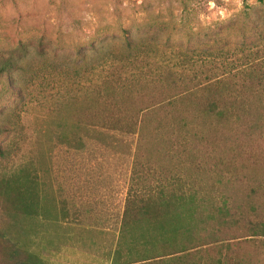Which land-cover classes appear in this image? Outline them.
Instances as JSON below:
<instances>
[{
    "label": "trees",
    "instance_id": "16d2710c",
    "mask_svg": "<svg viewBox=\"0 0 264 264\" xmlns=\"http://www.w3.org/2000/svg\"><path fill=\"white\" fill-rule=\"evenodd\" d=\"M237 30L240 41L212 40L204 56V48H180L170 37L159 45L125 34L119 52L95 48L96 62L80 50L60 61L40 42L28 76L20 61L25 43L18 58L1 59L0 74L19 71L11 79L17 105L30 103L36 118L53 119L52 132L39 135L73 148L89 131L103 142L105 131L135 136L111 264H241L234 247L264 239L263 211L232 192L249 186L247 196H256L246 170L264 162V16L242 20ZM27 168L3 182L0 208L9 216L45 213ZM147 177L158 183L145 185ZM18 250L12 260L23 264Z\"/></svg>",
    "mask_w": 264,
    "mask_h": 264
},
{
    "label": "rangeland",
    "instance_id": "374dc122",
    "mask_svg": "<svg viewBox=\"0 0 264 264\" xmlns=\"http://www.w3.org/2000/svg\"><path fill=\"white\" fill-rule=\"evenodd\" d=\"M261 15L264 4L258 0H0V61L18 58L19 44L25 43L28 52L20 61L28 76L39 60L41 42L47 54L60 61L76 59L80 50L96 62L95 48L119 52L125 34L159 45L169 39L180 48H204V56L212 40L220 45L240 41L242 20ZM18 73L13 67L0 74V127L7 128L0 134L6 151L0 154V191L3 182L26 165L45 213L12 217L0 208V264H14L11 255L18 247L28 259L23 264H111L135 136L105 131L103 142L89 131L81 134L83 145L73 148L57 144L52 133L39 135V129L52 132L54 123L50 115L36 118L30 103L17 105V84L11 79ZM156 156L163 165L166 158ZM246 172L253 175L256 196H247L249 186L232 192L264 215V162L251 164ZM143 183L158 180L147 177ZM232 252L241 264H264V239L252 237Z\"/></svg>",
    "mask_w": 264,
    "mask_h": 264
}]
</instances>
